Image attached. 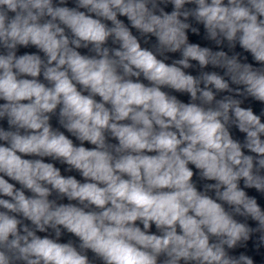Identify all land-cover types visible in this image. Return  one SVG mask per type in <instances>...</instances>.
<instances>
[{
	"label": "clouds",
	"instance_id": "1",
	"mask_svg": "<svg viewBox=\"0 0 264 264\" xmlns=\"http://www.w3.org/2000/svg\"><path fill=\"white\" fill-rule=\"evenodd\" d=\"M71 3L0 0V264H264V0Z\"/></svg>",
	"mask_w": 264,
	"mask_h": 264
}]
</instances>
